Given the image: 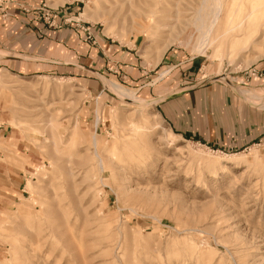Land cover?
Segmentation results:
<instances>
[{"label": "rangeland", "instance_id": "374dc122", "mask_svg": "<svg viewBox=\"0 0 264 264\" xmlns=\"http://www.w3.org/2000/svg\"><path fill=\"white\" fill-rule=\"evenodd\" d=\"M46 1L54 20L32 11L50 40L0 36V264H264V13L227 17L247 0ZM196 85L231 97L234 135L170 128L157 97Z\"/></svg>", "mask_w": 264, "mask_h": 264}, {"label": "crops", "instance_id": "0c3cea01", "mask_svg": "<svg viewBox=\"0 0 264 264\" xmlns=\"http://www.w3.org/2000/svg\"><path fill=\"white\" fill-rule=\"evenodd\" d=\"M34 1L36 0H9L10 4L4 20L0 12V36L4 35L6 42L9 41L11 45L14 44L15 46L17 44L25 47L33 46L36 34H39L41 31L44 33L43 36L39 35V37H42V41L50 40L47 39L50 36V32L44 28L42 21L41 23H37L33 14L34 11L32 10L34 8H37V10L41 8L43 11L49 9L52 12L54 10L51 9L46 0H39V6L37 7L34 6ZM63 7L65 5L60 8ZM61 12L59 11L58 14H62ZM1 28L4 30L2 31ZM60 34L61 32L57 34L59 35L57 38H60ZM96 50H98L97 55H99V59L109 56L108 52L110 48L107 44H103L98 48L96 47ZM157 99H160L157 104L168 105L164 112L169 121L170 128L175 129L180 136L185 135L189 138L197 137L198 139L215 141L220 140L223 136L225 137V134L229 135L231 133L234 135L237 131L234 119L237 118L238 113L226 106L235 105L231 103V97L225 94L221 98L218 92L209 90V88L207 89L205 85L187 87L179 91H169L158 96ZM219 99L222 101L220 104H217ZM170 105L172 106L170 107ZM177 105H187V115L183 111L177 112L174 107L182 110ZM207 105H223V113L216 117L211 114L212 112ZM236 138L243 141L246 140L248 143L256 139L252 135L248 136L247 133L246 136L239 134Z\"/></svg>", "mask_w": 264, "mask_h": 264}, {"label": "bare ground", "instance_id": "6f19581e", "mask_svg": "<svg viewBox=\"0 0 264 264\" xmlns=\"http://www.w3.org/2000/svg\"><path fill=\"white\" fill-rule=\"evenodd\" d=\"M156 2V0H154ZM128 2L129 6L132 7V4H144V3H154L153 0H120V7L122 8V5L124 3ZM88 11H91V8L87 9ZM122 10V9H121ZM106 12V11H105ZM105 12H99L98 15H102ZM235 12L236 14H239V18L241 20L250 18V16L254 15L255 13H264V0H247L246 3H244L243 5H239L236 9L232 8L230 5V9L229 12L227 14V17L230 18L231 14ZM151 13V12H150ZM95 13H91L90 15H94ZM96 15V14H95ZM142 16V15H141ZM112 20H105V24L110 25L112 22ZM111 22V23H110ZM110 23V24H109ZM242 24V22L240 23ZM211 31V30H210ZM207 40V38H206ZM207 42V41H206ZM200 48H198L199 50ZM203 49V48H202ZM163 52V51H162ZM223 79L225 77H222ZM107 87L109 88V90H111L112 93H114L115 95H117L118 97H120L121 99L124 100H129L135 103H138L140 105L146 104L145 100H140V98H137L135 96H133V94L126 88L122 87L121 85L114 83L112 81H108L107 83ZM112 89H111V88ZM113 90V91H112ZM254 91V90H253ZM252 90L249 89H241V92L243 93V95L250 101L254 100L255 103H259L258 101L261 99L259 96L256 95V93H254ZM263 95V94H262ZM141 101V102H140ZM263 106V107H262ZM262 108H264V104H262ZM95 145V144H94Z\"/></svg>", "mask_w": 264, "mask_h": 264}, {"label": "built area", "instance_id": "2783aa9c", "mask_svg": "<svg viewBox=\"0 0 264 264\" xmlns=\"http://www.w3.org/2000/svg\"><path fill=\"white\" fill-rule=\"evenodd\" d=\"M2 0H0V6L2 7ZM45 17L46 19H50V18H53L54 20V17H57L55 14H53L52 11H50L49 9L45 11ZM88 36H89V39H92V36H91V33H88Z\"/></svg>", "mask_w": 264, "mask_h": 264}, {"label": "water", "instance_id": "95a60500", "mask_svg": "<svg viewBox=\"0 0 264 264\" xmlns=\"http://www.w3.org/2000/svg\"><path fill=\"white\" fill-rule=\"evenodd\" d=\"M10 59H13L14 60V57H11ZM163 98V97H162ZM162 98H160V99H162ZM160 99H157V101H159Z\"/></svg>", "mask_w": 264, "mask_h": 264}]
</instances>
